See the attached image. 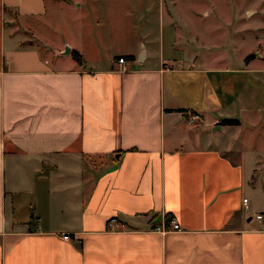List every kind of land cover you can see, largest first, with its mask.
<instances>
[{"label": "crops", "instance_id": "obj_1", "mask_svg": "<svg viewBox=\"0 0 264 264\" xmlns=\"http://www.w3.org/2000/svg\"><path fill=\"white\" fill-rule=\"evenodd\" d=\"M257 212L264 0H0V264H264Z\"/></svg>", "mask_w": 264, "mask_h": 264}, {"label": "rangeland", "instance_id": "obj_2", "mask_svg": "<svg viewBox=\"0 0 264 264\" xmlns=\"http://www.w3.org/2000/svg\"><path fill=\"white\" fill-rule=\"evenodd\" d=\"M263 0H216V5L223 7V8H230V9H236L237 13H239V8L242 6V8H246L248 10L254 9L259 10L262 6ZM129 9V5L125 3V5H115L113 4L112 7L107 8L106 5L102 4L100 6V10H98L96 13L101 14L103 17V23L108 22L109 17H111V21L117 22L119 17H126L124 14ZM132 13L136 14L135 11ZM124 21V19H123ZM244 21L240 20L239 15L237 19V25H240ZM239 40V38H238ZM261 41V40H260ZM251 46V43L247 41H243L237 45V51L235 57H237L239 54L243 53L245 50H247Z\"/></svg>", "mask_w": 264, "mask_h": 264}, {"label": "built area", "instance_id": "obj_3", "mask_svg": "<svg viewBox=\"0 0 264 264\" xmlns=\"http://www.w3.org/2000/svg\"><path fill=\"white\" fill-rule=\"evenodd\" d=\"M116 60H117V62L120 63L121 65H123L125 62H127L126 58L123 57V56H119V57H117ZM122 68H123V66H122ZM197 116H198V115H197L196 113L191 114V118H194V117H197ZM243 202L246 204V203H247V198L244 197V198H243ZM246 205H247V204H246ZM253 216H254L256 219L261 220V221L263 222V224H264V212H257V213H254ZM114 221H115V218H114V217L108 219V220L106 221V226L112 228V226H113V222H114ZM114 223H115V222H114ZM168 225H169L168 228H170V229H177V228H179V223H178L176 220H174V219H171Z\"/></svg>", "mask_w": 264, "mask_h": 264}, {"label": "trees", "instance_id": "obj_4", "mask_svg": "<svg viewBox=\"0 0 264 264\" xmlns=\"http://www.w3.org/2000/svg\"><path fill=\"white\" fill-rule=\"evenodd\" d=\"M74 56L77 58V59H80L79 57V53L77 51H74ZM249 55L246 56V58H248ZM220 124H234V123H238V119L236 118H222L219 120Z\"/></svg>", "mask_w": 264, "mask_h": 264}, {"label": "water", "instance_id": "obj_5", "mask_svg": "<svg viewBox=\"0 0 264 264\" xmlns=\"http://www.w3.org/2000/svg\"><path fill=\"white\" fill-rule=\"evenodd\" d=\"M67 51H68V46H65L64 52H67Z\"/></svg>", "mask_w": 264, "mask_h": 264}]
</instances>
